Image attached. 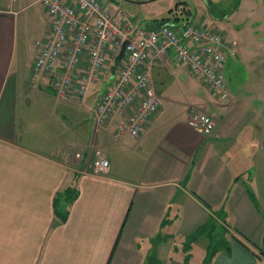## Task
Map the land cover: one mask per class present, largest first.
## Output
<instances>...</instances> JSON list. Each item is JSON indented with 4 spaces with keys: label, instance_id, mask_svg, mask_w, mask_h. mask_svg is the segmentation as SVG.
<instances>
[{
    "label": "crops",
    "instance_id": "obj_1",
    "mask_svg": "<svg viewBox=\"0 0 264 264\" xmlns=\"http://www.w3.org/2000/svg\"><path fill=\"white\" fill-rule=\"evenodd\" d=\"M152 20L132 25L151 27ZM49 25L39 2L0 0V264H154L152 253L158 264H183L161 251L168 238L210 214L204 198L223 208L224 222L210 215L229 235V250L209 264H257L254 253L264 250V145L253 134L236 164L226 151L216 166L209 162L215 143L237 139L233 134L256 112L234 92L221 101L205 86L197 102H178L170 91L190 72L169 51L153 62L160 107L146 131L117 136L113 121L97 126L94 120L105 80L89 85L76 102L57 97L48 75L32 77L36 42ZM196 112L214 120L209 133L191 125ZM93 147L109 161L105 174L92 173Z\"/></svg>",
    "mask_w": 264,
    "mask_h": 264
},
{
    "label": "built area",
    "instance_id": "obj_2",
    "mask_svg": "<svg viewBox=\"0 0 264 264\" xmlns=\"http://www.w3.org/2000/svg\"><path fill=\"white\" fill-rule=\"evenodd\" d=\"M50 19L32 65V77L48 75L49 85L59 98L84 100L92 83L105 80L94 109L97 126L113 121L115 135H142L160 107V97L152 86L151 71L158 57L172 51L219 100L227 101L230 90L223 74L235 42L206 25L192 21L151 27L127 26L117 6L100 0H35ZM122 57L115 63L122 43ZM114 63L107 64L109 56ZM115 70L112 72V67ZM108 76L105 78V73ZM195 129L209 133L215 122L196 112L191 116ZM79 156V153H76ZM92 173L101 175L109 161L99 155L91 162Z\"/></svg>",
    "mask_w": 264,
    "mask_h": 264
},
{
    "label": "rangeland",
    "instance_id": "obj_3",
    "mask_svg": "<svg viewBox=\"0 0 264 264\" xmlns=\"http://www.w3.org/2000/svg\"><path fill=\"white\" fill-rule=\"evenodd\" d=\"M115 4L124 13L127 26L153 18L160 20L167 17L174 18L176 15L185 17L186 14L194 24H205L209 28L225 33L224 39L227 42L234 41V55L227 56L223 74L229 90L239 95L245 109L256 112L257 118L242 125L240 135L233 134V138L237 137V139L231 138L216 142L215 152L212 155L214 159H210L209 162L212 166H216L219 164L216 159L226 151L230 161L236 164L238 156H242L244 151L251 147L248 145L252 142L253 134H257L258 143L264 145V0H153L146 3L116 0ZM112 63H114L113 55L107 60V64ZM108 75L106 72L105 78ZM188 75L189 78L179 85L174 84L170 91L171 96L180 103L197 102L207 92L198 78L190 73ZM70 98L78 102L76 97ZM32 105L36 106V103ZM261 151V158L264 159V150ZM99 155L106 157L104 152L93 147L90 159L93 161ZM261 174L264 175V172ZM201 202L210 214L216 215L224 222L223 208L205 198ZM210 214L207 217L205 215L204 219H198L197 222L202 224L208 221L212 216ZM170 216L172 221V212ZM217 222L219 225L220 222ZM182 224L183 221L180 222V225ZM185 224H190V221L184 223L183 226H186ZM222 227H218L214 232L219 234L218 237L227 239L229 235L222 232ZM194 230L190 227L184 235L168 238V242L163 245L161 256L171 254V256L181 258L182 262L188 256L186 260L188 264H200L207 251L208 239L205 236H199L194 241H189V234ZM162 238L163 235H159L153 241L154 247L161 242ZM173 245H175L174 249Z\"/></svg>",
    "mask_w": 264,
    "mask_h": 264
},
{
    "label": "trees",
    "instance_id": "obj_4",
    "mask_svg": "<svg viewBox=\"0 0 264 264\" xmlns=\"http://www.w3.org/2000/svg\"><path fill=\"white\" fill-rule=\"evenodd\" d=\"M185 13H187V11L185 10ZM174 20L177 21H181L182 22H188V16L185 14V17L182 18H173ZM154 22H158V21H169V18H162L160 20L158 19H154L152 20ZM118 60L115 59V63H117ZM187 176V175H186ZM71 188H67L65 191L67 192L68 190H70ZM72 195L70 196H75L76 192L75 189L72 190ZM56 211V209H55ZM57 214L59 215V218L61 221H63L65 219V214L63 212H60L57 210ZM218 220L211 216L209 218L208 221L198 225L195 230L189 234V241H194L195 239H197L199 236H205L208 239V244H207V251L205 256L203 257L202 261L200 264H209L212 260V258L215 256V254L217 252H219L220 250H229V244L226 238H222V237H218L219 234L215 233L214 231L216 229H218V227H222L223 224H219L218 225ZM222 232L224 233H228L227 229L225 227H222ZM234 237V236H233ZM236 238V237H234ZM237 240H239L238 238H236ZM255 257L257 259V264H264V250H260L258 253H254ZM187 258L188 256H186L183 260V264H188L187 263ZM149 262H152L154 264H158L157 263V258L155 256V253H152V255L149 256L148 259Z\"/></svg>",
    "mask_w": 264,
    "mask_h": 264
},
{
    "label": "water",
    "instance_id": "obj_5",
    "mask_svg": "<svg viewBox=\"0 0 264 264\" xmlns=\"http://www.w3.org/2000/svg\"><path fill=\"white\" fill-rule=\"evenodd\" d=\"M124 1H128V2H133V3H146V2H150V1H153V0H124ZM173 21H158L156 23L157 26H161V25H166V24H171ZM126 45V41H124L121 45V49L118 53V55L116 56V60H119L122 55H123V52H124V47ZM115 70V66L112 67V72Z\"/></svg>",
    "mask_w": 264,
    "mask_h": 264
},
{
    "label": "flooded vegetation",
    "instance_id": "obj_6",
    "mask_svg": "<svg viewBox=\"0 0 264 264\" xmlns=\"http://www.w3.org/2000/svg\"><path fill=\"white\" fill-rule=\"evenodd\" d=\"M179 13V12H178ZM177 16V15H176ZM173 19V18H172Z\"/></svg>",
    "mask_w": 264,
    "mask_h": 264
}]
</instances>
